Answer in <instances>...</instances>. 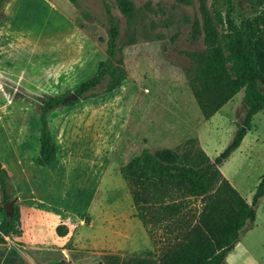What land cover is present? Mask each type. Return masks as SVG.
Instances as JSON below:
<instances>
[{
  "label": "rangeland",
  "instance_id": "374dc122",
  "mask_svg": "<svg viewBox=\"0 0 264 264\" xmlns=\"http://www.w3.org/2000/svg\"><path fill=\"white\" fill-rule=\"evenodd\" d=\"M105 1L121 29L117 61L120 60L125 68L126 79L120 91L107 94L104 93V81L95 89L96 97L78 104L79 110L67 106L49 118L54 135L58 137V154L60 158L69 159L71 170L58 177V184L66 190L63 189L60 198L55 199L57 210L66 216L87 215L85 210L91 190L99 179V173L108 167L109 173L104 177L102 186L109 185L115 190L113 193H102L112 195L109 199L111 207H126L121 189L124 181L119 174L123 154L135 155L129 166L143 168L154 149L181 151L187 139L197 138L208 157L215 159L236 132L231 121L236 118L240 122L243 119L244 106L237 102L232 111L224 108V116L217 114L211 120L201 121L199 109L189 92L188 76L194 70V64L186 53L204 49L201 39L193 42L189 36L191 24L199 16V0H129L138 16L133 29H129L116 0ZM210 2L207 1L208 5ZM108 36L100 0H76L75 4L69 0L6 2L0 12V146L9 149V111L16 104L23 103L20 101L37 103L41 100L39 95L25 94L22 88L25 83L22 84L21 78H24L23 82L28 81L27 88L34 92H39L35 84L43 86L53 81L49 79L53 72L49 75L46 69L53 68L55 43L66 46L63 48L66 51H73L74 48H69L71 43L93 41L97 53L101 54L106 50ZM87 50L81 52L78 49L83 53L79 55L84 57L83 63L76 66H82L78 74H62L56 80L65 84L67 90H75L95 74L102 60L101 55L85 59L87 54L84 52ZM140 86L146 95H149L147 89H151L155 103L150 104L148 100V106H141L138 101L133 111V90ZM57 92L56 97H59L61 91ZM188 97L191 104L187 108L183 102ZM242 97L241 91L235 99ZM156 99L165 103L162 105ZM10 104H13L11 110ZM148 108L149 114L145 115ZM128 110L131 112L128 113ZM147 115L153 116L152 122ZM87 119L91 124L84 132L81 126ZM262 119L263 122L260 121ZM251 131L245 144L231 154L220 170L248 203H251L255 189L264 176V113L252 121ZM73 132L78 133L73 135ZM250 139L254 144L252 153L247 151ZM1 152L3 161L9 159L8 151L1 149ZM74 188L78 189L76 194L80 196L74 203V209H71L73 202L69 204L65 201ZM22 192L28 200L31 199L28 189L23 188ZM257 210V221L261 224L264 222V201ZM261 238V249L259 252L255 249L252 254L264 262V235ZM238 246L241 248L242 244ZM239 253L238 249L234 254L239 255L236 259H241ZM80 264L99 263L93 257Z\"/></svg>",
  "mask_w": 264,
  "mask_h": 264
},
{
  "label": "crops",
  "instance_id": "0c3cea01",
  "mask_svg": "<svg viewBox=\"0 0 264 264\" xmlns=\"http://www.w3.org/2000/svg\"><path fill=\"white\" fill-rule=\"evenodd\" d=\"M73 44L71 43L69 46V48H74L73 51H66L63 49L66 46L55 43L56 57L53 68L46 69L49 75L53 72L52 77H49L53 81L47 85L43 84V86L35 84L34 87L39 92L27 88L28 81L23 82L24 78H21L22 84L25 83L22 87L25 94L39 95L42 99L46 96L56 97L59 93L57 90L61 91L60 96L73 93V89L67 90L65 84L57 83L56 80H59L62 74L73 75L82 70V66L76 67L83 63L82 58L84 57L79 54L88 49L84 52L87 54L85 59L88 56L98 55H101L102 59L99 63L106 59V50L98 54L93 41ZM254 47L255 58L264 76V49L258 43H255ZM120 88L116 91H120ZM142 89L140 86L133 90L135 93L133 109H131L133 111L138 101L141 106H148V100H150V104L155 103L151 89H147L149 95L144 94ZM189 92L191 93V90ZM235 97L214 116L217 114H220L221 117L224 116V108H227L226 111L228 109L232 111L234 108L232 106L237 102L243 105V97L237 100ZM78 100L79 103L72 105V110H79L78 104L83 103V100ZM9 101L13 100L9 99ZM20 102L23 103L16 104L12 110L10 107L13 104L9 105V110H11L9 111L8 124L9 149L0 146V153H2L1 149L4 152H9V159L3 161L0 156V163L8 175L7 190L15 201L14 206H17L19 211L17 218L19 225L16 233L4 237V242L0 243V264H56L60 262L80 264L93 257L97 258L99 264H159V257L162 253L187 241L195 223L192 209L196 205L199 206V201L193 205L189 204L174 180L169 175L152 172L146 166V161L143 168L129 166L131 159H135V155L131 157L123 154L119 169V174L124 181L121 189L124 192L123 198L126 200V207H111L112 203L109 199H112V195L102 193H113L115 190L109 185L102 186L104 177L109 173L108 167L99 173V179L91 190L85 210L87 215L80 217L75 214L63 215L61 211L57 210L59 208L55 204V199L60 198L62 190H66L58 184V177L66 175L65 173H69L71 170L68 167L67 160L69 159L63 158V156L60 158L58 154V137L54 135L49 118L54 112H62L65 107H59L48 115L49 130L56 147V160L49 166H40L37 163V158L40 151L39 105L41 100L37 103H30L26 100ZM160 103L163 105L165 102ZM183 103L188 108L191 104L190 98L188 97ZM146 113L149 114V108L145 110V115ZM260 113L264 112H258L252 117L250 130L235 151L245 144L249 133L252 132V121ZM147 116L151 121L153 116ZM200 120L204 121L202 116ZM260 121L263 122V119ZM89 122L91 121L88 119L85 123L83 121L85 127H81L84 132L90 127L91 123ZM237 123L239 121L236 118L231 121L234 132L237 130ZM76 133L78 132H73V135ZM254 140L258 141L257 138ZM253 145L251 140L247 147L248 153H252ZM255 149L257 150V148ZM156 150L154 149L152 154ZM219 169L221 170V166ZM23 188L28 189V193L31 195L30 200L23 194ZM41 191L44 193L41 194ZM76 192L78 189H71L69 198L67 197L65 201L69 204L73 202L71 209H74V203L80 196ZM244 200L248 205L251 204L246 199ZM263 201L264 196L254 207L255 220L247 222L241 230L239 241L227 254L224 264H264L262 258L256 259L252 254L255 249L256 252H259L263 244L261 237L264 235V222L260 224L257 221V209ZM58 206L62 208L61 205ZM2 219L3 215L0 212V222ZM58 226H63L67 230L65 236L57 234ZM239 244H242L241 248H239ZM238 249L241 251L239 253L241 259H236L239 255H234Z\"/></svg>",
  "mask_w": 264,
  "mask_h": 264
},
{
  "label": "trees",
  "instance_id": "16d2710c",
  "mask_svg": "<svg viewBox=\"0 0 264 264\" xmlns=\"http://www.w3.org/2000/svg\"><path fill=\"white\" fill-rule=\"evenodd\" d=\"M8 0H0V12ZM106 16L108 40L106 59L98 64L95 74L80 84L73 93L80 100L96 97L95 89L106 81L104 93L118 90L126 79V71L119 56L121 29L105 0H100ZM199 0V16L195 17L189 33L193 42L202 40V51L186 53L194 64L188 76L192 96L204 121L210 120L223 106L243 91V119L226 148L211 160L196 138L187 139L181 151L156 150L146 159L152 172L169 175L179 186L189 204L195 206V223L186 242L162 253L159 264H224L227 254L239 241V234L247 222L256 217L254 207L264 196V176L248 205L237 190L221 174L220 166L240 146L250 130V122L258 112H264V76L255 58V43L264 49V0ZM75 4L76 0H69ZM129 29L138 18L129 0H116ZM66 94L41 99L40 151L37 163L49 166L56 160L48 115L59 107L72 106L76 101L64 102ZM7 172L0 163V243L4 237L16 233L15 220L19 216H5L3 206L13 197L7 190ZM56 232L65 236L67 230L58 226ZM56 264H65L64 262Z\"/></svg>",
  "mask_w": 264,
  "mask_h": 264
},
{
  "label": "water",
  "instance_id": "95a60500",
  "mask_svg": "<svg viewBox=\"0 0 264 264\" xmlns=\"http://www.w3.org/2000/svg\"><path fill=\"white\" fill-rule=\"evenodd\" d=\"M76 100H78V97L74 93H71L69 96H67L66 98H64V102H67V101H76ZM14 204H15V201L14 200H11V201H9L8 203H6L3 206V208L5 210V216L11 217L13 215Z\"/></svg>",
  "mask_w": 264,
  "mask_h": 264
},
{
  "label": "built area",
  "instance_id": "2783aa9c",
  "mask_svg": "<svg viewBox=\"0 0 264 264\" xmlns=\"http://www.w3.org/2000/svg\"><path fill=\"white\" fill-rule=\"evenodd\" d=\"M18 225H19V220L16 219V220H15V223H14V226H15V229H16V230H17Z\"/></svg>",
  "mask_w": 264,
  "mask_h": 264
}]
</instances>
